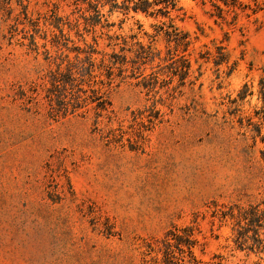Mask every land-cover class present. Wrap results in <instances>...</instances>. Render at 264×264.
Returning a JSON list of instances; mask_svg holds the SVG:
<instances>
[{
	"label": "rangeland",
	"instance_id": "obj_1",
	"mask_svg": "<svg viewBox=\"0 0 264 264\" xmlns=\"http://www.w3.org/2000/svg\"><path fill=\"white\" fill-rule=\"evenodd\" d=\"M23 2L37 33L16 0H0V264H264L220 218L224 207L264 201V0H180L185 83L173 45L149 37L164 19L116 12L110 29L88 33L74 26L73 0ZM106 33L152 44L159 56L135 76L157 80L135 78L131 64L112 83L98 69L83 75L85 42L121 54ZM216 46L228 65L206 54ZM101 59L92 56L96 67ZM56 76L67 81L60 89Z\"/></svg>",
	"mask_w": 264,
	"mask_h": 264
},
{
	"label": "trees",
	"instance_id": "obj_2",
	"mask_svg": "<svg viewBox=\"0 0 264 264\" xmlns=\"http://www.w3.org/2000/svg\"><path fill=\"white\" fill-rule=\"evenodd\" d=\"M23 1L27 0H16V3L22 8L21 13L24 16V20L28 21V23L33 26V29L35 28V33H37L36 31L39 30V24L28 16L27 6L23 4ZM220 1L226 6H235L238 3V0ZM73 5L75 6V11L72 13H80L79 16L75 18L74 26L79 28L83 24L84 30L88 33H95L97 28H101L102 30L110 29L113 24H110L108 18L116 12L123 13L124 15H129L130 13L143 14L146 17L154 19H164L163 21H160V25L156 26L155 34L150 35L149 37L154 40L156 36L163 34L167 42L173 45V51L171 49L169 50V60L174 69L173 73L174 75L179 74L180 80L182 83H185L184 81L191 70V61L185 55L191 45V38L188 32L182 31L175 24L177 19L182 20V16L185 15L183 8L180 5V0H73ZM106 9L107 13H104L103 11ZM81 20H83V22H81ZM25 21L23 22L24 25L26 23ZM51 25H54V27L60 32L63 40H67L63 31L64 22L62 18H56L55 23ZM35 33L32 34L27 31L26 34L22 36V39L29 41L28 45L32 50H38ZM106 35L109 40L108 46H119L121 54L115 52V48H113L114 50L112 53H101L95 48V46L86 44L85 42L88 49L80 50L81 52L84 51L86 54L85 60L82 61V64H84L80 70L83 75L92 77L94 71L98 69L99 71L104 72L102 75L107 78L108 83H112L116 76L121 79H126L124 73L127 72L129 64H131V71L133 76H135L140 72L144 65L152 63L155 58L159 56V54L155 52L152 44L145 45L137 40V34L131 35L129 37L130 40L121 35H110L108 33H106ZM14 38L15 35L12 33L11 39ZM93 40L95 44H97V38H94ZM53 43H56L54 45L57 47L60 45V42L58 41ZM65 44L67 43L63 42L61 45L64 46ZM225 49L226 48L223 46H216V54H212L207 50L206 54L213 58L215 66L219 67L224 64H229L230 55ZM179 50L182 51V54L178 53ZM127 52L132 53L134 58L128 60ZM95 54L102 55V59L97 67L96 63L92 61V56ZM86 63L87 67L85 66ZM233 70L234 66L230 67L229 73H232ZM65 77L69 81H74L72 73L69 74V77L68 75H65ZM140 77H142L145 81L144 83L148 85H151L152 81L157 80L156 76L153 74L148 76H143V74L135 76V78ZM63 83H67V81L64 80V78L61 79L57 76L52 81L54 89H60V86H62ZM249 91V86L245 84L239 93V100H244L247 95H249ZM259 100L262 103V106L257 112L259 117L257 128H259L258 131L261 133V129L264 127V81H262L260 85ZM262 139L264 141V137ZM261 155L264 161V150L261 152ZM224 208L225 209L222 210L220 218L224 221L232 220L235 222V227L237 228L238 233L236 237V244L238 247L243 250L248 249L249 251L256 253H264V238L261 237V234H264V201L256 205H249L248 207L232 205ZM250 233L252 235H250ZM179 241L180 240L178 239L177 242ZM193 264H201V262L195 261Z\"/></svg>",
	"mask_w": 264,
	"mask_h": 264
}]
</instances>
